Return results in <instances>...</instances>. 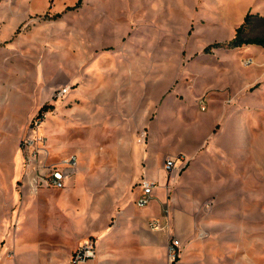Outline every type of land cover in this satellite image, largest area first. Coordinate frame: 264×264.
<instances>
[{"label":"rangeland","instance_id":"rangeland-1","mask_svg":"<svg viewBox=\"0 0 264 264\" xmlns=\"http://www.w3.org/2000/svg\"><path fill=\"white\" fill-rule=\"evenodd\" d=\"M17 2L34 10L5 42L0 40V60L7 48L0 89L5 86L8 92L5 101L0 99V112L6 110L9 120L8 128L0 130V143L13 157L32 116L47 107L39 131L49 147L79 155L67 187L51 190L54 203L65 213L95 199L104 204L96 221L72 217V225L113 223L112 209L135 199L143 155H149L153 141L173 145L182 138L196 146L200 125L204 140L210 139L214 123L209 110L200 108L201 97L210 106L213 99L226 106L220 123L224 140L239 145L248 165L261 169L243 176L239 196L255 181L264 201V112L255 106L264 45L205 50L229 41L247 13L245 35H263L264 15L257 11L264 12V0ZM64 84L71 85L70 92L56 98L54 89ZM10 91H17V97H10ZM143 129L146 144L138 141ZM237 148L231 146V154ZM1 208L0 264H44L63 245L53 216L23 221L15 217L17 206L11 218L9 209Z\"/></svg>","mask_w":264,"mask_h":264},{"label":"crops","instance_id":"crops-1","mask_svg":"<svg viewBox=\"0 0 264 264\" xmlns=\"http://www.w3.org/2000/svg\"><path fill=\"white\" fill-rule=\"evenodd\" d=\"M21 3L17 0H0V40L3 42L6 41V36L14 33L24 20L33 15L34 7L23 6ZM257 12L264 15L262 10ZM252 45L254 44L246 46L248 48ZM6 50L5 46L0 60L4 66ZM261 68L258 73L261 84L255 88V106L264 112V65ZM7 94L5 86L0 89L2 101L6 100ZM17 95V91H10V97ZM206 101L207 107L203 110H209L214 123L212 137L204 140L203 127L200 125L196 146L182 138H178L173 145L153 141L149 155H143L140 172L141 179L147 178L155 182L152 198L145 206L137 204V198L143 192L140 179L134 201L118 204L112 209L116 211L112 224H71L72 217L83 218L85 221L87 217L95 221L101 217L104 204L98 203L96 199L89 202V206L84 204L65 213L54 203V193L51 190L57 188L41 187L36 193L30 190L24 175L20 148L24 135L20 138L18 150L13 157L7 155L9 150L6 143H0L1 211L9 209L11 218L14 211L12 207L17 206L15 217L23 221H34L42 216L43 221L52 216L57 220L56 226L61 229L65 241L44 264L66 263L89 236L96 238L97 255L80 264H169L167 248L173 237L179 238L182 244L179 264H264V201L259 198L255 181H250L244 188L243 198L239 196L242 189L238 188L243 176L261 169L248 165L247 156L240 154L239 145L229 146L224 140L225 130L220 123L226 113V106L215 99L211 100V106ZM39 106L34 105L29 115ZM7 114L6 110L0 112V130L8 128ZM22 124L23 122L20 125ZM231 146L238 147L234 154L229 150ZM52 152L54 159L76 154L79 164V155L75 152L63 154L53 149ZM19 154L20 162L17 161ZM178 154H184L188 158L187 166L168 173L164 167L165 159ZM77 169L78 165L67 180L65 188ZM15 177L16 187L13 186ZM47 195H50L49 201ZM210 200L211 203L207 204ZM28 201L31 202L30 206L23 208V204ZM167 201L170 202L169 214L164 211ZM40 202L44 205H40ZM88 207L89 213L86 212ZM153 218H161V229L150 227L149 222ZM18 237H23V233Z\"/></svg>","mask_w":264,"mask_h":264},{"label":"built area","instance_id":"built-area-1","mask_svg":"<svg viewBox=\"0 0 264 264\" xmlns=\"http://www.w3.org/2000/svg\"><path fill=\"white\" fill-rule=\"evenodd\" d=\"M70 90L71 85L64 84L57 89L55 88L53 95L56 98L63 97L67 95ZM199 105L202 109L207 107V101L204 97L199 99ZM47 113V110H38L33 115L28 124L27 131L20 141L24 175L33 193L38 192L41 187L65 188L67 180L78 165L77 155L73 153L59 159H54L52 149L48 145V137L41 134L39 131V125L45 120ZM147 136V131L143 129L139 133L138 141L141 143L146 142ZM188 162V158L184 154H178L176 156L167 157L164 167L168 173H172L175 169L182 170L187 166ZM140 184L143 188V192L137 198L136 202L139 206H145L152 198L155 182L147 178H142ZM210 203L211 200L207 204ZM164 211L166 214H169L170 202H166ZM149 225L152 229H161L163 227L161 218L151 219ZM181 251L182 244L180 239L173 237L167 248L169 264H179ZM96 255V238L89 236L77 247L70 259L64 264H80L83 261L94 258Z\"/></svg>","mask_w":264,"mask_h":264},{"label":"trees","instance_id":"trees-1","mask_svg":"<svg viewBox=\"0 0 264 264\" xmlns=\"http://www.w3.org/2000/svg\"><path fill=\"white\" fill-rule=\"evenodd\" d=\"M81 0H78L77 4H79ZM251 13H247L244 17L243 22L236 27V33L235 35L227 42H214L209 44L208 46L205 47V50L208 51L212 47L215 46H226L229 48H238L243 45H249V44H257V45H264V34L263 35H257L253 37H247L245 35L246 31V25H247V20L249 19ZM47 109L46 106H42L41 110Z\"/></svg>","mask_w":264,"mask_h":264}]
</instances>
